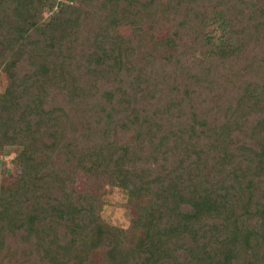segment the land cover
Wrapping results in <instances>:
<instances>
[{
  "label": "trees",
  "instance_id": "1",
  "mask_svg": "<svg viewBox=\"0 0 264 264\" xmlns=\"http://www.w3.org/2000/svg\"><path fill=\"white\" fill-rule=\"evenodd\" d=\"M0 66V264H264V0H0Z\"/></svg>",
  "mask_w": 264,
  "mask_h": 264
},
{
  "label": "rangeland",
  "instance_id": "2",
  "mask_svg": "<svg viewBox=\"0 0 264 264\" xmlns=\"http://www.w3.org/2000/svg\"><path fill=\"white\" fill-rule=\"evenodd\" d=\"M5 75L0 66V89L5 84ZM21 146L11 145L4 149L0 154V182L3 180L13 181L18 171V154ZM84 178L78 176L77 188L84 189ZM100 214L108 223L118 226L127 227L130 221L131 212L126 208V193L117 186H106L102 195Z\"/></svg>",
  "mask_w": 264,
  "mask_h": 264
}]
</instances>
